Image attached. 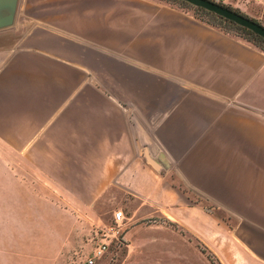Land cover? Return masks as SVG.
<instances>
[{
  "label": "crops",
  "instance_id": "crops-1",
  "mask_svg": "<svg viewBox=\"0 0 264 264\" xmlns=\"http://www.w3.org/2000/svg\"><path fill=\"white\" fill-rule=\"evenodd\" d=\"M22 3L25 32L0 31V148L88 166L223 264H264V51L151 0Z\"/></svg>",
  "mask_w": 264,
  "mask_h": 264
},
{
  "label": "rangeland",
  "instance_id": "rangeland-1",
  "mask_svg": "<svg viewBox=\"0 0 264 264\" xmlns=\"http://www.w3.org/2000/svg\"><path fill=\"white\" fill-rule=\"evenodd\" d=\"M151 1L260 49L248 35L216 22L186 2ZM219 4L264 27V0H225ZM25 14L22 3L14 25L18 34L25 32L28 25ZM140 134V150L144 153L149 146L143 140L146 134L142 129ZM54 168L58 172L49 175L21 164L19 154H7L0 148V264H87L95 248L103 243L102 233L115 225L114 213L119 210L126 217L121 239L113 241L96 264H223L178 225H165L162 218L150 215L147 204L140 207L136 197L115 181L92 180L93 176L86 173L90 171L88 166ZM168 178L190 204L206 205V210L215 212L221 222L231 223L226 212L190 192V186L177 176L171 174ZM139 207L140 212L135 213Z\"/></svg>",
  "mask_w": 264,
  "mask_h": 264
},
{
  "label": "water",
  "instance_id": "water-1",
  "mask_svg": "<svg viewBox=\"0 0 264 264\" xmlns=\"http://www.w3.org/2000/svg\"><path fill=\"white\" fill-rule=\"evenodd\" d=\"M20 0H0V31L15 25ZM214 13L264 39V27L259 23L210 0H180ZM153 162L151 159H149Z\"/></svg>",
  "mask_w": 264,
  "mask_h": 264
},
{
  "label": "built area",
  "instance_id": "built-area-1",
  "mask_svg": "<svg viewBox=\"0 0 264 264\" xmlns=\"http://www.w3.org/2000/svg\"><path fill=\"white\" fill-rule=\"evenodd\" d=\"M213 2L219 4L225 0H212ZM261 2L262 0H255ZM126 217L123 211L119 210L114 213L115 225L106 229L102 233L103 243L95 248L93 256L87 259V264H96L97 261L101 260L109 250V246L113 241H120L122 236V228L125 225Z\"/></svg>",
  "mask_w": 264,
  "mask_h": 264
},
{
  "label": "trees",
  "instance_id": "trees-1",
  "mask_svg": "<svg viewBox=\"0 0 264 264\" xmlns=\"http://www.w3.org/2000/svg\"><path fill=\"white\" fill-rule=\"evenodd\" d=\"M198 10H199V11H202V12H204V13H206V14L212 16V17H214L216 22L225 23L226 25L233 26V27H235L237 30H239V31L243 32L244 34L248 35L249 38H252L253 44L256 45V46H258V47L260 46L259 48H260L261 50L264 51V39H263V38H261V37L255 35L254 33H252L251 31H249V30L246 29V28L239 27V26H237L236 24H234L233 22H230V21H228V20H226V19H224V18H222V17H220V16H218V15H215L214 13L208 12V11H206V10H204V9H201V8H199ZM216 22H215V24H216ZM176 188H178V187H176ZM197 205H199V204L197 203ZM199 206H201V207L204 208L205 210H206V208H207L206 205H199ZM213 215L215 216V214H213ZM222 221L224 222V220H222ZM226 224H227V223H226ZM227 225H228V224H227ZM203 253H204V252H203Z\"/></svg>",
  "mask_w": 264,
  "mask_h": 264
}]
</instances>
